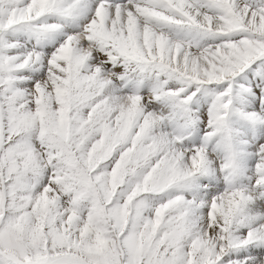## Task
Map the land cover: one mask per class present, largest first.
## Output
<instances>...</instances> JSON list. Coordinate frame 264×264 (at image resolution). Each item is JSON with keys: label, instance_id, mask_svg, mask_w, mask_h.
I'll use <instances>...</instances> for the list:
<instances>
[{"label": "snow or ice", "instance_id": "1", "mask_svg": "<svg viewBox=\"0 0 264 264\" xmlns=\"http://www.w3.org/2000/svg\"><path fill=\"white\" fill-rule=\"evenodd\" d=\"M0 264H264V0H0Z\"/></svg>", "mask_w": 264, "mask_h": 264}]
</instances>
